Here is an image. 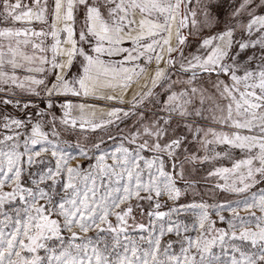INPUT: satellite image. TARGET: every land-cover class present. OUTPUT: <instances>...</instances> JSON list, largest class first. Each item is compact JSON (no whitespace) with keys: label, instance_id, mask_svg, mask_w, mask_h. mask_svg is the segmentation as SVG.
Listing matches in <instances>:
<instances>
[{"label":"snow or ice","instance_id":"1","mask_svg":"<svg viewBox=\"0 0 264 264\" xmlns=\"http://www.w3.org/2000/svg\"><path fill=\"white\" fill-rule=\"evenodd\" d=\"M142 76L97 121L88 100ZM0 93L22 114L0 112V264H264V0H0ZM217 158L236 199L179 204L185 165Z\"/></svg>","mask_w":264,"mask_h":264},{"label":"rangeland","instance_id":"2","mask_svg":"<svg viewBox=\"0 0 264 264\" xmlns=\"http://www.w3.org/2000/svg\"><path fill=\"white\" fill-rule=\"evenodd\" d=\"M26 2L30 4L31 0H26ZM191 7L195 8V4L191 5ZM182 8H183V5H182ZM139 18L140 17L137 16V19H139ZM15 27H31V28L35 29L36 31H40L41 29H44L45 31L48 30L47 25L42 24V23L37 22V21H33L31 24H27L25 22H20V23H17L15 25ZM184 32H185V34H187L188 29H185ZM135 34L136 33H133V35H135ZM44 40H45V46H50L53 43L52 38L50 36L44 38ZM6 43H7V41H5V44ZM173 43H175V38H173ZM124 47H131V43L126 42L124 44ZM27 51L30 55L32 54V50L30 47L27 49ZM48 54L50 55V52ZM114 59L119 60L120 57H115ZM134 63H137V62H134ZM138 63H140L142 66L147 67L148 74H151L152 70L155 68V62H153L151 65H145V62L142 59ZM142 82L144 84L148 82L147 76H142L138 79L134 77V82L131 83V85L128 89H123L119 86H115L112 88H105V89H103V91L106 94H114V95L122 96V94L124 92L131 90L132 88H134L138 84L140 85ZM144 84H142V85H144ZM156 91H159V89H156ZM5 96H7L6 93H0V97H5ZM8 98H12V97H8ZM18 98L30 99L31 97H26V96L21 94V95H19ZM123 101H124V103L120 104L116 101L89 99L88 103L95 104L97 106L96 119L98 121L99 119H105L106 116L103 115V112H106L108 109H110L112 107H123L125 109H128L131 106L130 101L124 100V99H123ZM41 107H43V105H41ZM101 110H103V112ZM0 112H4L6 114H10V115L22 118V114L19 111H16L13 108V106H11V105L0 106ZM57 115H59V112L57 113ZM134 120H135L134 117L129 118V119L125 120V122L123 124L120 125V127L124 129L125 133L129 130V128H131ZM210 126L216 127L215 125H210ZM44 130L48 131L49 129L45 128ZM217 130L229 131V129H227V128H224V129L217 128ZM15 131L22 133V135L20 137L21 142H22L23 139L25 138L26 134H27L26 130L25 129H15ZM108 132H112L113 134H115L116 129L112 126H109V128H107V129H97L95 132H83V133H78V134L81 137L82 143H85L83 137L86 136L87 137L86 142L90 146L91 142L95 141L96 139H98L101 136L105 137V139H106ZM4 135H13V131L10 129H4L3 127H0V138H3ZM49 138L51 139L52 137L49 136ZM64 138H68V137L65 136ZM209 138H211V137H209ZM109 144H111L110 141H109ZM37 147H39V146H37ZM224 147L225 146H220L216 150L221 151ZM210 149H211V146H210ZM229 151H230V154H231L233 159L242 158V156H243V154L239 150L230 149ZM200 154L203 155L204 153L201 152ZM208 154L209 155L212 154L211 150L209 151ZM43 156L48 157L49 159H52L48 153L43 154ZM232 162H233L232 159L217 158L215 160H210L208 162H205L203 164H197L195 166L186 164L185 165L186 179L190 180V181H195V184H194V187H191V188L187 187L184 183L179 184V186L182 188V190H184L186 192V194L180 198L178 203L179 204H189V203H192L194 201L195 202L203 201V202H206L209 204H215L217 202H223L225 199H228V200L236 199L235 196L220 192V190L215 187L216 183H223V180H221L215 176H212V177L208 176L209 171H212L218 167H231ZM193 168H195V170L192 171L191 174H188V170L193 169ZM161 204H162V207L159 210L167 212L169 207L172 206L173 202L168 201L167 198L165 197V198L161 199ZM224 214L230 215V213H224ZM240 215L241 216H247L248 213L241 210ZM257 215H259L258 212H257ZM213 218L215 219V216ZM173 219H176L175 214H173ZM179 219H181L185 223H188L189 225H191V223L193 222L195 217H193L191 215V213H186V214L181 213ZM137 221L145 223L146 225L148 224L147 216L141 217V216L137 215ZM130 223H131V221H130ZM217 227H225V225H223L219 221H217ZM189 234L195 235V233H192V232H190ZM167 239H176V237L169 235V236L165 237V240H167Z\"/></svg>","mask_w":264,"mask_h":264},{"label":"bare ground","instance_id":"3","mask_svg":"<svg viewBox=\"0 0 264 264\" xmlns=\"http://www.w3.org/2000/svg\"><path fill=\"white\" fill-rule=\"evenodd\" d=\"M142 81V80H141ZM142 84H144L143 82L139 85H137V86H135L134 88H132L131 90H129V91H127V92H124L123 94H122V98L124 99V100H128V101H131L132 100V98H133V95L135 94V93H137V92H140L141 90H142Z\"/></svg>","mask_w":264,"mask_h":264}]
</instances>
